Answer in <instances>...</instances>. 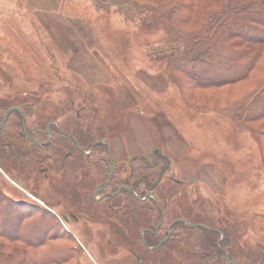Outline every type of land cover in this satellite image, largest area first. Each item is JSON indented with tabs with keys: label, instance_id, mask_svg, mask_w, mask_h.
Instances as JSON below:
<instances>
[{
	"label": "rangeland",
	"instance_id": "obj_1",
	"mask_svg": "<svg viewBox=\"0 0 264 264\" xmlns=\"http://www.w3.org/2000/svg\"><path fill=\"white\" fill-rule=\"evenodd\" d=\"M99 3L0 0V105L24 100L29 92L36 102L32 114L59 116L62 106L69 110L63 99L71 94L78 100L81 92L80 97L87 96L88 106L99 107L95 122L102 117L109 125L112 120L113 131L122 130L126 115L130 123L134 117H141L144 126L157 136L146 148L156 142L160 145L161 133L171 134L178 147L175 149L173 142L161 147L173 160L176 178L197 180L175 184L178 190L190 186V195L179 191L175 199L172 194L168 196L169 201L177 202L176 213L191 217L194 211L196 220L230 236L234 258L245 264H264V135L259 147L256 138L234 123L233 114L197 109L199 104L222 108L235 103L252 89L253 80L216 92L196 90L191 94L189 90L186 101L167 73V55L180 53L183 42L166 34L159 15L146 3ZM90 107L82 111L86 126L94 116ZM259 123L251 125L263 131ZM138 126L141 128L140 123ZM183 170L186 174L180 176ZM35 171L29 170L25 177L11 166L3 169L0 178L4 191L33 199L56 212L59 207L46 201H57V195L63 192L71 199L63 206L70 211L77 208V176L57 189ZM168 183L174 186V182ZM61 222L81 247L79 264H136L129 249L137 244V224L118 230L113 223L115 229L110 232L81 233L76 220ZM91 227L97 229L100 224L93 222ZM194 253L204 260V253L196 249L173 252L167 248L142 254L148 260L145 264H201ZM20 260L19 256L0 258V264H17Z\"/></svg>",
	"mask_w": 264,
	"mask_h": 264
},
{
	"label": "flooded vegetation",
	"instance_id": "obj_2",
	"mask_svg": "<svg viewBox=\"0 0 264 264\" xmlns=\"http://www.w3.org/2000/svg\"><path fill=\"white\" fill-rule=\"evenodd\" d=\"M73 90L76 91L77 86ZM80 94L78 100L71 94L63 99L68 102L69 110L67 112L65 105L62 106L63 114L59 116L48 112L44 115L32 114L36 102L29 92L24 100H13L0 114V171H7L11 166L26 177L29 170L35 171L32 170L34 163H38L39 168L35 172L40 171L43 181L48 179L49 182H44L57 189L77 176V208L74 211L63 206L71 202L63 192L57 195V201L46 203L59 207L58 217L62 221L76 220L77 231L81 233L110 232L115 229L113 223H117L118 230L137 224V244L129 249L136 264L148 261L144 259L145 254L167 247L173 252L179 249L203 252L204 260H201L200 254L194 253L195 257H200L201 264H231L230 261H235L226 258L223 230L196 220L198 214L194 211L191 217L176 213V200L168 199L171 194L175 199L179 193L188 192L190 187L178 190L175 184L197 183V180L193 177L189 180L177 179L170 154L157 142L150 148L149 154L144 151L131 153L125 137L131 126L128 115L125 114L127 117L124 116L121 123L124 130L113 131L112 120L109 125L102 117L99 123L95 122L100 114L98 105L97 110L95 106H88L87 96L82 94L80 97ZM12 107L21 109L23 115L15 110L13 112L18 115L11 116V112L4 122L3 114ZM89 107L93 109L94 116L91 126H86L82 111ZM156 137L154 135V139ZM179 173L180 176L186 174L184 170ZM164 180L174 182V186ZM73 185L72 188H76L75 183ZM184 220L207 228L189 227ZM97 221L100 227L94 229L91 225ZM130 221L135 224H128ZM168 241L171 242L166 246Z\"/></svg>",
	"mask_w": 264,
	"mask_h": 264
},
{
	"label": "trees",
	"instance_id": "obj_3",
	"mask_svg": "<svg viewBox=\"0 0 264 264\" xmlns=\"http://www.w3.org/2000/svg\"><path fill=\"white\" fill-rule=\"evenodd\" d=\"M122 2L148 4L159 15L166 34L183 42L180 53L167 55V73L186 101L189 90L191 94L196 90L216 92L253 80L252 89L235 103L222 108L193 106L233 114L234 123L256 138L260 147L264 135V0H202L200 4L187 0L188 7L184 0H100L99 4ZM8 106L0 105V114ZM256 122L262 123L263 131L251 125ZM37 168L38 163H34L32 170ZM1 181L0 178V258L19 256L17 264H79L81 247L63 226L59 214L33 199L7 194ZM224 244L232 260L245 264L232 256L228 234Z\"/></svg>",
	"mask_w": 264,
	"mask_h": 264
},
{
	"label": "crops",
	"instance_id": "obj_4",
	"mask_svg": "<svg viewBox=\"0 0 264 264\" xmlns=\"http://www.w3.org/2000/svg\"><path fill=\"white\" fill-rule=\"evenodd\" d=\"M139 123L141 128L138 126ZM168 136H170V138ZM126 137L131 153H135L136 151H144L146 154H149L150 148H146L145 146H147V143L150 145L154 143L153 131L151 133L150 129L144 126L143 119L141 117L138 119L137 116L131 119V126L126 132ZM161 139L160 145L168 146L166 142H173L172 145L175 147V149L178 147V143H174L175 139L171 134L161 133Z\"/></svg>",
	"mask_w": 264,
	"mask_h": 264
},
{
	"label": "water",
	"instance_id": "obj_5",
	"mask_svg": "<svg viewBox=\"0 0 264 264\" xmlns=\"http://www.w3.org/2000/svg\"><path fill=\"white\" fill-rule=\"evenodd\" d=\"M15 110H17V111H19L22 115H23V112L21 111V109H19V108H17V107H12V108H9V109H7L6 111H5V113L3 114V121L4 122H6V120H7V118H8V116H9V114L11 113V112H13V111H15ZM163 212V217H162V221L164 220V211H162ZM64 219H66L65 217H63ZM178 221H180V220H178ZM185 221V220H184ZM186 222V224L189 226V227H193V228H195V227H198V226H202V227H205V228H207V226H205V225H201V224H190V223H188L187 221H185ZM175 222H173L170 226H169V230L171 229V227H172V225L174 224ZM160 245H158V247H159ZM225 253H226V258H227V260H229V256H228V252H227V250H225ZM232 264H237L235 261H230Z\"/></svg>",
	"mask_w": 264,
	"mask_h": 264
},
{
	"label": "bare ground",
	"instance_id": "obj_6",
	"mask_svg": "<svg viewBox=\"0 0 264 264\" xmlns=\"http://www.w3.org/2000/svg\"><path fill=\"white\" fill-rule=\"evenodd\" d=\"M199 1H200V0H199ZM199 4H200V2H199ZM199 4L196 5V7H195L196 10H197V8H198L197 6H198ZM201 4H202V3H201ZM202 5H203V4H202ZM202 5H201V7L199 6L200 9L202 8ZM201 11H202V10H201ZM198 14H199V13H196V15H198ZM198 18H199V15H198Z\"/></svg>",
	"mask_w": 264,
	"mask_h": 264
}]
</instances>
